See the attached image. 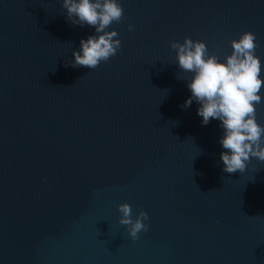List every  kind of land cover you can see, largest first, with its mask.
<instances>
[{"label": "water", "instance_id": "95a60500", "mask_svg": "<svg viewBox=\"0 0 264 264\" xmlns=\"http://www.w3.org/2000/svg\"><path fill=\"white\" fill-rule=\"evenodd\" d=\"M121 3V47L89 68L70 62L94 27L63 0H0V264H264V161L223 171L171 48L223 59L251 30L264 75V0ZM124 202L148 213L138 239Z\"/></svg>", "mask_w": 264, "mask_h": 264}, {"label": "clouds", "instance_id": "9594fccd", "mask_svg": "<svg viewBox=\"0 0 264 264\" xmlns=\"http://www.w3.org/2000/svg\"><path fill=\"white\" fill-rule=\"evenodd\" d=\"M63 8L72 24L94 27V33L81 38L79 49L73 51L72 67L95 68L117 53L121 39L118 31L109 26L123 16L121 0H63ZM128 28L133 30L134 26L129 24ZM231 45V54L221 59L209 51L204 40L186 36L183 42H171L179 68L192 73L187 82L191 95L181 107H189L195 100L202 124L219 120L223 130L219 143L224 149L220 159L223 171L229 173L243 172L253 157L264 161V124L256 117V106L264 102V91H261L264 75L261 57L255 51L256 33L244 31ZM118 209L119 223L127 226L132 239H138L142 231L148 230L146 211L141 210L134 217L128 202L119 204Z\"/></svg>", "mask_w": 264, "mask_h": 264}]
</instances>
